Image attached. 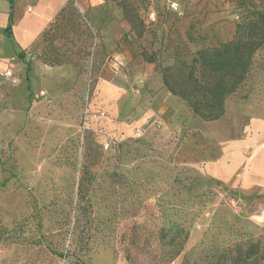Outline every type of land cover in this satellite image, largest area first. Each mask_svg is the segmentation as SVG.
Returning <instances> with one entry per match:
<instances>
[{"label":"rangeland","instance_id":"1","mask_svg":"<svg viewBox=\"0 0 264 264\" xmlns=\"http://www.w3.org/2000/svg\"><path fill=\"white\" fill-rule=\"evenodd\" d=\"M202 1L192 26L187 7L179 16L163 0H108V19L119 10L135 33L115 47L121 61L91 18L72 9L42 33L19 76L41 64L70 68L72 79L55 95L29 79L22 109L4 101L20 82L0 75V264H264V193L206 171L222 155L214 136L239 135L242 104L255 97L264 71V44L219 121L201 119L178 97V119L154 117L131 132L132 105L120 101L114 111L98 94L115 63L122 71L115 81L130 89H142L138 75L148 64L185 88V64L198 48L234 38L264 14V0ZM154 6L159 17L149 23ZM178 227L190 235L170 260V239L185 235ZM257 241V259L236 263V245L245 251Z\"/></svg>","mask_w":264,"mask_h":264},{"label":"crops","instance_id":"2","mask_svg":"<svg viewBox=\"0 0 264 264\" xmlns=\"http://www.w3.org/2000/svg\"><path fill=\"white\" fill-rule=\"evenodd\" d=\"M70 3H73L78 13L91 18L95 28L103 36L104 46L121 61L114 51L115 47L124 41L126 34L135 35V33L119 10L108 19V0H0V67L2 70L13 69L19 77L23 66L28 62L29 50L41 44L42 33L52 26ZM202 5L204 1L200 3L199 0H182V6L190 10V16L187 19L192 26L198 22ZM212 15L218 17L219 14ZM10 18L13 24L11 33L7 34L6 28ZM225 23L217 20L214 26ZM233 35L234 33L228 36V40H231ZM222 37L224 41H227L224 34ZM214 38V42L219 41L217 36ZM113 67L115 68H112L111 81H100L98 94L103 99V103L114 111L117 110L120 101L122 103L128 101L132 105L134 119L129 126L131 132L150 122L154 117H159L166 124L169 123L171 114L175 113L171 116L174 120L178 119V108H181L178 97L168 90L162 75L154 69L153 65L148 64L146 69L140 71L138 75L142 87L140 90L130 89L128 85L115 81L119 79L117 75L122 71L119 69L120 65L116 63ZM28 76L29 78L21 80L16 85L11 96L7 100L6 97L4 101L22 109L28 99L29 79L35 84L38 82V86L41 84L44 89L54 95L61 93L58 92V88L72 79L70 68H51L41 64H37L33 73L29 72ZM242 106L239 135L223 139L218 135L214 136L218 137L217 139L222 143V155L217 161L211 162L206 171L209 175L226 182L230 187H238L247 192L258 190L264 193V71L259 76L257 94L255 97L246 99ZM12 112L15 111L9 109L8 114ZM221 119L222 117L214 121Z\"/></svg>","mask_w":264,"mask_h":264},{"label":"trees","instance_id":"3","mask_svg":"<svg viewBox=\"0 0 264 264\" xmlns=\"http://www.w3.org/2000/svg\"><path fill=\"white\" fill-rule=\"evenodd\" d=\"M164 5L166 4L164 3ZM153 8L157 12L158 20L159 11L155 6ZM72 9L78 13L73 3H70L52 26H60V23L56 24L58 18L68 16ZM149 23H154V21ZM149 23L145 21L146 25ZM12 24L13 20L10 18L6 28L7 34L11 33ZM263 44L264 14L260 13L255 19L248 20L238 26L235 37L231 40L217 41L213 46L208 43L198 48L192 62L185 64L188 69L184 81L185 88L177 90L171 86L167 78H164V83L171 93L188 104L196 116L205 121L218 120L225 113L226 99L246 81L254 56ZM178 230L185 231V235L182 238L172 237L170 239V244L174 245L170 260H174L182 253L190 235V231L183 227H178ZM236 247L240 249L236 263L246 262L249 259L256 260L261 249L260 241L249 244L245 251L242 250L240 243ZM182 264H188L187 259ZM218 264L220 263L218 262Z\"/></svg>","mask_w":264,"mask_h":264},{"label":"built area","instance_id":"4","mask_svg":"<svg viewBox=\"0 0 264 264\" xmlns=\"http://www.w3.org/2000/svg\"><path fill=\"white\" fill-rule=\"evenodd\" d=\"M164 3L167 6V9H169L170 11L177 13L179 16H182L184 14L183 8H182V0H163ZM238 18V16H237ZM149 19L151 21H156L157 20V12L155 10V8H151L150 12H149ZM15 58H13L14 60ZM0 75L8 78L10 80H12L14 83H19L20 82V78L18 76H16L15 72L13 69H6V70H2L0 71Z\"/></svg>","mask_w":264,"mask_h":264}]
</instances>
